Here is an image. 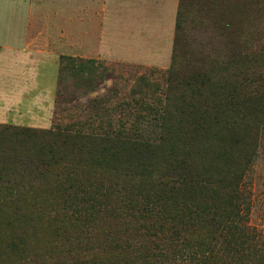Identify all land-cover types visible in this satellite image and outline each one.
<instances>
[{
  "label": "rangeland",
  "instance_id": "374dc122",
  "mask_svg": "<svg viewBox=\"0 0 264 264\" xmlns=\"http://www.w3.org/2000/svg\"><path fill=\"white\" fill-rule=\"evenodd\" d=\"M213 7L216 14L222 15V21L225 20L226 28L222 22L219 24L223 34L239 28L253 46L264 42V0H228L223 4L217 2ZM186 28L189 27H183L182 35ZM196 28L186 33L196 39L195 43L192 37L186 41L185 48L184 42L176 48L175 65H181L183 56L190 50L198 52L196 50L202 47L198 44L199 35L207 37L211 30L207 25L205 31ZM210 36H214L212 31ZM48 56L58 61L59 70L54 108L46 128L71 124L72 131L80 135L104 137L120 133L138 139L157 136L152 133L156 123H148L145 115L149 113V106L156 107L154 97L164 99L168 93L169 65L157 67L109 61L92 52L66 54L62 58L56 52H48ZM140 102L142 108L138 109ZM39 126L33 128H41ZM213 139L216 140L212 138L203 143L195 156V164L198 171L202 165L209 167L213 179L218 180V169L229 157L227 150L223 156ZM131 140L129 145L120 142L108 145L109 149L116 148V153L126 151V158L112 168L89 169L85 155L81 166L72 165L67 169L58 166L50 170V193L48 190L40 192L38 188L17 187L13 190L14 198L0 200V264H80L81 261L88 264H128L129 261L196 264V259L181 255L182 237H169L165 229L169 220L164 218L166 205L153 198L168 180L167 152L144 150L137 156L133 143L141 141ZM209 145L214 154L209 151ZM87 147L85 152H90L91 145ZM233 159L235 163L244 161L237 155ZM246 165L238 202L239 222L246 232L244 244L252 248L247 250L248 256L256 260L264 253V249L258 248L264 246V132L259 135L254 154ZM63 170H72L83 180L88 202L71 210L56 206L31 208L32 203L43 205L57 200L56 186ZM92 190L95 191L91 193ZM152 201L153 204H149ZM195 229L201 228L196 226ZM223 261L227 264L229 258L223 257Z\"/></svg>",
  "mask_w": 264,
  "mask_h": 264
},
{
  "label": "trees",
  "instance_id": "16d2710c",
  "mask_svg": "<svg viewBox=\"0 0 264 264\" xmlns=\"http://www.w3.org/2000/svg\"><path fill=\"white\" fill-rule=\"evenodd\" d=\"M225 1L228 0H179L168 93L164 99L154 97L156 107L149 106L145 115L148 123H156L152 132L156 137L138 139L120 133L104 137L80 135L72 131L71 124L33 128L0 123V200L14 198L13 190L17 187L50 193V170L81 166L85 155L89 169L112 168L126 158V151L116 153V148L109 149L108 145L118 142L129 145L131 139L140 140L133 143L137 156L144 150L168 154V180L153 198L166 205L164 218L169 220L165 229L169 237H182L181 255L196 259V264H226L223 257L229 258L227 264H264L262 251L256 260L248 256L247 250L252 248L244 244L246 232L239 222L238 203L242 173L254 154L259 135L264 132V42L253 46L239 28L228 35L222 33L219 24L222 22L224 26L225 20L212 6ZM185 25L189 28L182 35ZM206 25L211 30L207 37L199 35L198 44L202 47L198 52L185 53L182 64L175 65L176 48L183 42L185 48L186 41L193 37L186 35L187 31L196 27L204 30ZM211 31L214 36H210ZM195 41L193 37L192 43ZM141 106L142 102L137 104L138 109ZM212 138L217 140L213 139L223 156L227 150L229 157L222 159L218 180L213 179L209 167L202 165L198 171L195 164L203 143ZM87 145H91L90 152H85ZM208 148L214 154L210 145ZM235 155L244 161L235 163ZM62 173L56 186L57 200L43 205L32 203L31 208L56 206L71 210L88 202L87 188L77 173L72 170ZM35 184L38 186L33 187ZM196 226L201 229L198 231ZM258 248L263 250L264 246Z\"/></svg>",
  "mask_w": 264,
  "mask_h": 264
},
{
  "label": "crops",
  "instance_id": "0c3cea01",
  "mask_svg": "<svg viewBox=\"0 0 264 264\" xmlns=\"http://www.w3.org/2000/svg\"><path fill=\"white\" fill-rule=\"evenodd\" d=\"M178 2L0 0V123L46 128L59 70L48 52L167 67Z\"/></svg>",
  "mask_w": 264,
  "mask_h": 264
}]
</instances>
